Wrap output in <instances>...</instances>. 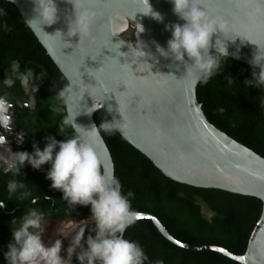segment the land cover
<instances>
[{
    "label": "water",
    "instance_id": "95a60500",
    "mask_svg": "<svg viewBox=\"0 0 264 264\" xmlns=\"http://www.w3.org/2000/svg\"><path fill=\"white\" fill-rule=\"evenodd\" d=\"M149 3L161 13L162 21L140 13L145 7L140 0H85L82 8H76V14L86 9L93 14V20L89 34L80 37L78 32L70 36L76 30L74 5L69 0H55L56 22L42 25L44 31L36 27L32 32L64 77L90 89L98 104L106 99L103 107L91 115L82 113L76 118L85 130L96 125L95 113L111 104V116L125 125L117 131L119 135L166 178L197 189L256 198L263 203L262 217L242 256L222 247L183 244L147 213H138L136 221L151 222L167 241L181 249L215 252L239 264H264V158L208 121L197 99L199 82L184 77L183 65L177 68L178 62L157 51V45L167 47L171 36L165 25L183 21L173 13L171 0ZM12 4L24 21L36 15L33 0H15ZM212 10L228 19L232 29L241 35L226 41L228 58L252 67L257 45L250 41L264 43V0H214ZM112 34L115 35L110 39ZM217 35L220 33L213 34V41ZM120 40L125 43L113 44ZM237 49L238 58L234 55ZM84 102L88 107L94 103L87 91ZM35 105L36 101L34 105L31 102L30 107L34 109ZM13 110L11 103L0 98V138H5L1 129L7 131V125H11L9 114ZM10 133L20 139L18 145L24 142L17 126ZM90 139L102 167L115 175L111 153L99 129L90 134ZM9 149L14 152L5 138L0 153L7 155ZM41 199L46 197L35 199V203ZM77 206L67 211L72 212Z\"/></svg>",
    "mask_w": 264,
    "mask_h": 264
},
{
    "label": "trees",
    "instance_id": "16d2710c",
    "mask_svg": "<svg viewBox=\"0 0 264 264\" xmlns=\"http://www.w3.org/2000/svg\"><path fill=\"white\" fill-rule=\"evenodd\" d=\"M0 8L6 12L0 15V25L7 23L10 31L0 27V80L10 68V61L20 62L21 70L26 67L35 73L43 68L47 76L39 81L34 94L36 105L30 107V98L15 82L13 87L0 85V98H4L16 109L18 130L22 131L24 142L14 145V152L33 151V143L43 149L44 137L53 135L57 140L65 137L59 133L62 114H53L49 103L51 97L64 85V76L46 49L24 23L19 11L7 0H0ZM252 67L227 58L222 71L206 84L199 83L197 99L202 105L208 121L237 142L253 150L264 158V107L260 106L264 89L246 85L251 79ZM234 83L228 84L226 78ZM27 105V106H26ZM108 118L104 109L97 111L94 121L98 126ZM66 135L72 130L66 129ZM100 133L111 153L115 176L119 179L123 192L131 190L134 196L131 206L137 213H147L156 217L168 233L177 241L192 246L222 247L242 256L246 253L250 238L263 214V203L256 198L231 194L220 190L197 189L166 178L141 153L128 144L116 131ZM49 164L34 169L27 162L21 168L18 180H25L31 198L9 200L6 181L11 174L0 172V264H6L4 252L12 240L11 221L19 218L29 207L41 209L47 219L69 222L90 216L89 206L78 205L68 212L62 200V192L50 187L46 179ZM41 199L35 204L31 199ZM54 200V203L52 200ZM53 206V209H52ZM56 212V213H54ZM88 230H85V237ZM125 237L137 241L148 255L146 264H239L215 252H190L167 241L149 221H136L125 231ZM150 262V263H149ZM73 264H78L76 256Z\"/></svg>",
    "mask_w": 264,
    "mask_h": 264
},
{
    "label": "clouds",
    "instance_id": "9594fccd",
    "mask_svg": "<svg viewBox=\"0 0 264 264\" xmlns=\"http://www.w3.org/2000/svg\"><path fill=\"white\" fill-rule=\"evenodd\" d=\"M14 3L15 0H8ZM74 5L75 14L77 7H83L85 0H69ZM144 4L145 15L162 21L160 12L152 9L149 0H140ZM35 16L24 21L30 30L42 25H51L57 20V7L55 0H33ZM172 11L183 23L172 22L165 25L171 32L167 40V47L157 45V51L162 56L171 57L184 66V77L190 78L193 83L206 84L209 79L222 71L229 52L226 41L235 40L241 36L231 27V22L223 16L214 14V0H171ZM6 12L0 8V15ZM93 14L88 10H81L76 14L74 33L80 37L89 34ZM5 31H10L7 23L0 25ZM60 32V31H56ZM219 32L215 37L213 34ZM118 34V33H115ZM110 36V39L113 35ZM69 36V35H68ZM247 40V39H246ZM250 41V40H248ZM112 42V40H111ZM257 45L251 59V79H245L246 85L264 89V43L250 41ZM125 42L117 43L121 46ZM214 49V50H211ZM238 49L236 58H238ZM140 54L145 55L139 49ZM35 73L31 67L21 70L20 62L16 59L10 61V68L5 72V78L0 80V85L5 88L13 87L19 82V87L29 96L33 105L34 94L38 91L36 81L47 76L45 69L40 68ZM228 84H233L232 78H226ZM64 85L49 103L53 114H62L59 123V133L65 137L57 140L55 136L44 137L46 141L43 149L33 143V151H17L4 155L0 153V172L11 174L6 181V193L11 200L31 198V192L25 180L16 179L21 174V168L27 162L34 169L49 164L46 179L51 181L50 187L62 192V200L68 208L76 205L89 206L90 216L80 221L71 220L66 225L56 229V237L50 242H45L43 236L46 228V214L39 208L29 207L19 217L11 221L12 240L4 252L6 264H73L72 256L75 253L78 264H146L149 257L142 246L135 240L125 237L126 229L138 219V213L131 206L134 193L131 190L122 191L119 179L112 171L104 169L101 165L95 146L91 142L90 134L97 129L106 134H113L123 129L124 122L111 116L112 105L104 108L108 118H104L97 126L93 124L91 130L76 122L82 113L91 115L93 111L103 107L104 101L97 103L90 89L81 83L65 76ZM93 98L91 107L84 102L85 92ZM260 106L264 107V95H261ZM119 112L121 113L120 109ZM123 116V114L121 113ZM3 126V125H0ZM71 129L72 134L66 135V129ZM22 135V134H21ZM5 143V138H0V144ZM35 203L34 199H31ZM4 203L0 202V208ZM91 222L92 226L88 227ZM88 235L85 237V230ZM59 237H70V244L66 248V256L61 255L62 240ZM79 249V251H77ZM155 264H163L156 261Z\"/></svg>",
    "mask_w": 264,
    "mask_h": 264
},
{
    "label": "rangeland",
    "instance_id": "374dc122",
    "mask_svg": "<svg viewBox=\"0 0 264 264\" xmlns=\"http://www.w3.org/2000/svg\"><path fill=\"white\" fill-rule=\"evenodd\" d=\"M74 221H80V220H74ZM70 222V221H69ZM69 222H46V228H45V232H44V240L45 242H50L51 240H54L56 237V229H58L61 225H66ZM92 224L89 223L88 227H91ZM87 229V228H86ZM62 240V250H61V255L62 256H66V248L68 247V245L70 244V237H59Z\"/></svg>",
    "mask_w": 264,
    "mask_h": 264
},
{
    "label": "flooded vegetation",
    "instance_id": "af4514ba",
    "mask_svg": "<svg viewBox=\"0 0 264 264\" xmlns=\"http://www.w3.org/2000/svg\"><path fill=\"white\" fill-rule=\"evenodd\" d=\"M27 106V105H26ZM30 106H31V101H30ZM12 108L14 109L12 113L9 114L10 119H11V125H7V131H4L1 129V132L4 134L5 138L7 139V141L9 142L10 146L13 147V151H14V145H16L17 147H20L21 145H18L21 141L20 139L15 135V133H10L11 128L17 126V130H18V116L16 114V109L14 108V106L12 105ZM23 137V135H22ZM56 213V212H54ZM63 222V221H56L53 219H47L46 222ZM79 251V249H77ZM75 255V253H74Z\"/></svg>",
    "mask_w": 264,
    "mask_h": 264
},
{
    "label": "built area",
    "instance_id": "2783aa9c",
    "mask_svg": "<svg viewBox=\"0 0 264 264\" xmlns=\"http://www.w3.org/2000/svg\"><path fill=\"white\" fill-rule=\"evenodd\" d=\"M90 224H91V222H90Z\"/></svg>",
    "mask_w": 264,
    "mask_h": 264
}]
</instances>
